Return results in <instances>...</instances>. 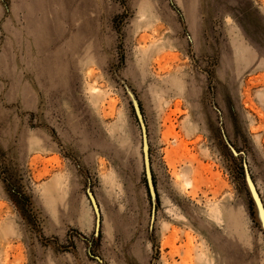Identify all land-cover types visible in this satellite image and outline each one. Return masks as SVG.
<instances>
[{"label": "rangeland", "instance_id": "1", "mask_svg": "<svg viewBox=\"0 0 264 264\" xmlns=\"http://www.w3.org/2000/svg\"><path fill=\"white\" fill-rule=\"evenodd\" d=\"M244 162L264 0H0V264H264Z\"/></svg>", "mask_w": 264, "mask_h": 264}, {"label": "water", "instance_id": "2", "mask_svg": "<svg viewBox=\"0 0 264 264\" xmlns=\"http://www.w3.org/2000/svg\"><path fill=\"white\" fill-rule=\"evenodd\" d=\"M140 128H141V135H142V148H143V165H144V171L145 175L148 181L149 189H153V184L151 181L152 177V171H151V164H150V157H149V149H148V136H147V129L146 125L144 124L140 114L138 113ZM243 169H244V175H245V182L248 189V192L250 194L251 200L255 206L258 220L261 226V229L264 232V205L262 203V200L260 198V195L257 191V188L250 176V173L247 168V164L243 163ZM87 196L89 198L90 204L92 206L94 215H95V223H96V231H98L100 226V209L98 207V204L95 200L94 195L90 191V189H87ZM98 262L102 263V260L99 258H96Z\"/></svg>", "mask_w": 264, "mask_h": 264}, {"label": "bare ground", "instance_id": "3", "mask_svg": "<svg viewBox=\"0 0 264 264\" xmlns=\"http://www.w3.org/2000/svg\"><path fill=\"white\" fill-rule=\"evenodd\" d=\"M185 146V145H184ZM186 147V146H185ZM181 177L184 178V183L189 186V184L191 183L190 180H188L187 176L185 175V173H183L181 175ZM179 179V178H178ZM191 186V185H190ZM13 232V229H12V225L11 223L9 222H6L4 223L3 225L0 226V237L3 239V240H6V238ZM0 238V240H1Z\"/></svg>", "mask_w": 264, "mask_h": 264}, {"label": "crops", "instance_id": "4", "mask_svg": "<svg viewBox=\"0 0 264 264\" xmlns=\"http://www.w3.org/2000/svg\"><path fill=\"white\" fill-rule=\"evenodd\" d=\"M239 49H241V51H239ZM236 51V54L239 55L240 57H244L245 59H242V60H248V53L246 52V50L243 48V47H236L235 49Z\"/></svg>", "mask_w": 264, "mask_h": 264}]
</instances>
